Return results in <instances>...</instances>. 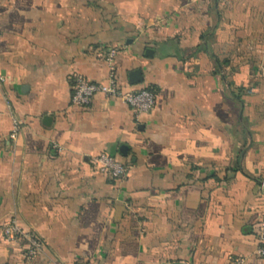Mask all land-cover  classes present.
I'll return each instance as SVG.
<instances>
[{
    "label": "crops",
    "instance_id": "1",
    "mask_svg": "<svg viewBox=\"0 0 264 264\" xmlns=\"http://www.w3.org/2000/svg\"><path fill=\"white\" fill-rule=\"evenodd\" d=\"M109 49L150 114L72 103L77 76L107 85ZM263 219L264 0H0V264H264Z\"/></svg>",
    "mask_w": 264,
    "mask_h": 264
},
{
    "label": "built area",
    "instance_id": "2",
    "mask_svg": "<svg viewBox=\"0 0 264 264\" xmlns=\"http://www.w3.org/2000/svg\"><path fill=\"white\" fill-rule=\"evenodd\" d=\"M116 50L109 49L104 56V60L109 66V80L107 85L88 82L82 76H77L73 80L72 103L76 106H88L93 96L100 94L106 99H118L124 104L133 108L137 116L150 114L155 107V96L152 92L142 90L136 93L122 92L117 85L114 61ZM23 123L17 118L12 120V130L10 140H17ZM100 167V170L108 174L115 180H123L129 170V167L122 162L117 161L107 154H100L92 159ZM3 238L10 242H19L24 249L27 258L31 259L39 254L43 249L42 242L29 230L24 229L16 218L6 222L1 227ZM258 241L260 243L257 249V255L264 258V219L261 224ZM243 259L236 260L233 264H244Z\"/></svg>",
    "mask_w": 264,
    "mask_h": 264
},
{
    "label": "water",
    "instance_id": "3",
    "mask_svg": "<svg viewBox=\"0 0 264 264\" xmlns=\"http://www.w3.org/2000/svg\"><path fill=\"white\" fill-rule=\"evenodd\" d=\"M131 81H132L133 83L141 82V81H142L141 72H140V71H136V72L132 73V75H131ZM126 149H127L126 147H122V148L120 149V153H121L123 156L126 155Z\"/></svg>",
    "mask_w": 264,
    "mask_h": 264
}]
</instances>
